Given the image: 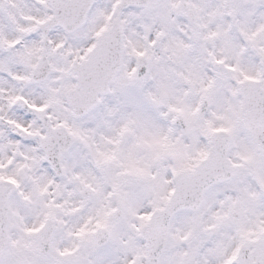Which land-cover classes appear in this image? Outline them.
Listing matches in <instances>:
<instances>
[{
  "label": "snow or ice",
  "instance_id": "1",
  "mask_svg": "<svg viewBox=\"0 0 264 264\" xmlns=\"http://www.w3.org/2000/svg\"><path fill=\"white\" fill-rule=\"evenodd\" d=\"M0 264H264V0H0Z\"/></svg>",
  "mask_w": 264,
  "mask_h": 264
}]
</instances>
